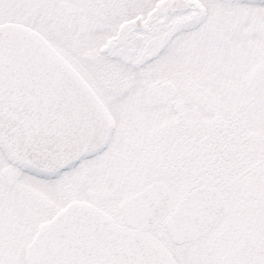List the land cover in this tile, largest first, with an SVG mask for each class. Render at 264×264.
<instances>
[{
  "label": "snow or ice",
  "instance_id": "snow-or-ice-1",
  "mask_svg": "<svg viewBox=\"0 0 264 264\" xmlns=\"http://www.w3.org/2000/svg\"><path fill=\"white\" fill-rule=\"evenodd\" d=\"M0 264H264V0H0Z\"/></svg>",
  "mask_w": 264,
  "mask_h": 264
}]
</instances>
